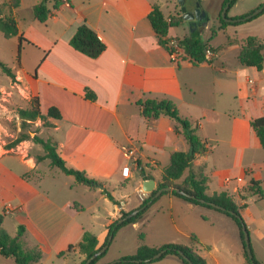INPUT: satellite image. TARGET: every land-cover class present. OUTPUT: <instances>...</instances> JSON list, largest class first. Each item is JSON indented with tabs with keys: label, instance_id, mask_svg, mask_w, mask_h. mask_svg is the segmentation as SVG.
<instances>
[{
	"label": "crops",
	"instance_id": "crops-1",
	"mask_svg": "<svg viewBox=\"0 0 264 264\" xmlns=\"http://www.w3.org/2000/svg\"><path fill=\"white\" fill-rule=\"evenodd\" d=\"M31 1L29 7L37 0ZM153 4L159 6L154 0H66L58 9H52L51 2L52 14L43 22L45 29L42 33L35 37L31 32L19 29L39 50L32 74L29 72L26 89L32 97H38L41 113L45 114L51 106L60 111V119L47 118L51 123L48 125L51 127V140L56 142L60 156L69 165L85 170L100 181L118 201L113 203V210H108L109 224L115 219L118 221L122 209L131 211L140 205L142 200L138 191L143 181L148 179L146 175L154 179L155 189L162 179L163 169L170 163L171 154L189 149L188 142L175 130L174 121L167 115L153 120L143 117L137 101L146 98L172 101L179 114L197 126V134L206 141L207 150L205 154L196 155L191 168L206 177L205 193H227L239 206V212L244 207L254 221L255 217L246 207L247 194L256 196L258 200L264 199L248 192L246 187L251 179H264V154L261 151L264 148L251 126L253 119L264 115V60L261 69L241 64L237 55L245 37L227 36L219 45L212 44L211 39L205 40L215 50L210 60L199 64H193L189 59L173 62L167 45L158 44L147 18ZM173 10L174 5L167 15ZM14 15H17L16 11ZM34 20L31 14L27 20L29 27ZM82 22L89 25L106 45L95 58L69 44V39ZM238 22H229L219 28L225 30L229 25L244 23ZM183 23L171 27L169 35L176 38L185 36ZM227 39L234 41L226 44ZM204 76L209 78L208 82H204ZM202 84H210L211 90L202 93ZM86 87L94 91L95 100L84 98ZM127 150L133 153L130 158L126 155ZM6 156L9 155H0V166L10 171V163L3 161ZM14 158L26 166L20 176L14 177L23 184V194L17 190L9 192L19 205L13 206L14 210L26 214L30 223L35 212L42 210L41 215L50 218L57 228L40 231L49 250L57 256L65 251L63 258L75 256L78 261L75 264H79L83 260L82 253L68 247L79 242L86 231L75 218L83 208L74 198L85 193L77 192L73 196L63 191L61 195L51 196L48 189L37 186L43 175L35 163L27 164ZM128 164L130 173L125 177L121 171ZM205 170H209L210 176ZM156 172L160 173L159 180L154 177ZM25 173L29 175L25 176ZM31 177L36 181L30 182ZM134 178V191L139 201L127 207L129 198L116 190ZM114 183L117 186L112 188ZM77 186L93 192L96 200L110 201L102 192L103 188L78 184L73 177L69 189L75 190ZM149 194L146 192L144 199ZM163 194L168 198L169 208L179 205L189 210L190 206H195L170 192L160 193L156 200ZM61 198L63 202L60 203ZM94 208L100 210L102 207L96 204ZM109 224L105 225L106 233L102 239L96 236L98 244L103 243ZM192 235L189 236L191 240ZM192 241L194 244L188 246L199 253L200 247L197 246H200V241L197 237ZM41 243L40 240L31 242L42 251ZM207 251L208 256L199 253L207 264H242L243 251L242 254L235 250L220 253L219 257Z\"/></svg>",
	"mask_w": 264,
	"mask_h": 264
},
{
	"label": "rangeland",
	"instance_id": "rangeland-1",
	"mask_svg": "<svg viewBox=\"0 0 264 264\" xmlns=\"http://www.w3.org/2000/svg\"><path fill=\"white\" fill-rule=\"evenodd\" d=\"M159 4L162 11L169 17L177 15L180 10V5L177 0H154ZM200 5L207 14V25L202 29L201 34L204 40L211 39L210 42L219 45L227 36L244 38L248 35L258 36L264 41V13L249 20H244V23L238 25H229L227 29H220L219 15L221 16L222 0H198ZM31 0L21 1L16 11L18 17V31L31 32L37 37L45 29L43 22L34 20V24L29 27L27 22L32 14ZM6 3V0H0V4ZM264 0H236V2L227 11V17H243L250 11L255 10ZM51 2H48V6ZM174 5V12L167 15ZM29 7V8H28ZM185 21V20H184ZM184 25V34H188L189 27L187 23ZM20 29V30H19ZM181 30V28H180ZM212 30L216 33L212 35ZM175 39V38H172ZM177 40V39H176ZM178 41V40H177ZM209 45V44H208ZM208 48H211L210 46ZM213 53L214 49L211 48ZM39 50L34 44L22 42L20 55L18 56V40L17 37H5L0 31V61H2L11 71L8 74L0 67V155H9L3 158L5 163L9 162L11 170H4L0 166V214H3V227L10 234L15 235L21 225L25 228L24 239L26 246H31V242L40 240L42 247V257L33 264H75L77 258L75 256H57L56 253L50 251L48 244L43 241V235L40 231H48L57 229L54 228L50 218L44 217L42 210L35 212L31 223L27 221L28 216L20 210H13L5 213L4 205L8 202L18 207L9 195L13 190L23 194L21 183L17 181L15 176H20L26 166L20 164L14 157L24 160V163H35L37 169L41 170L43 178L37 186L40 189H48L51 196H58L63 191L75 196L77 192L85 193L84 195H76V202L82 206V210L77 212L76 220L81 223L86 230L93 232L99 239H102L106 233L105 225L109 224L108 210H113V203L102 199L96 200L93 192H90L83 186H77L78 190H70L69 186L73 183V177L65 175L60 170L54 167L49 158H38L45 154L43 146L33 140L36 135L44 140H51L50 126L43 124L40 119L28 121L27 124H22L23 119L19 115V109H26L30 105L32 95L26 89L27 78L32 74L34 60H36ZM212 59V58H211ZM207 61V60H206ZM31 70V71H30ZM200 82V79L198 80ZM209 78L204 76V82H208ZM210 84H202L200 89L202 93L206 90H211ZM21 134H28V138L14 144L15 139ZM264 154V149H261ZM3 165V164H2ZM44 172V173H43ZM59 172V173H58ZM58 173V174H56ZM210 176L209 170H205ZM25 176L29 174L25 173ZM138 177V174L136 173ZM160 173H154V177L159 180ZM36 181L35 178H30V182ZM67 181V184L65 182ZM133 181L131 179L124 183V187L116 191H121L129 198V207L131 204H137L139 198L134 191ZM112 188L117 186V183L112 185ZM7 189V190H6ZM206 194L209 192L206 191ZM118 195L120 193L118 192ZM84 196V197H81ZM73 198V197H71ZM60 203L63 199H59ZM247 209L251 215L255 217L252 221L250 215L246 214L244 207L240 208V215L246 225L250 247L255 258L264 264V201L258 200L256 196L247 194ZM181 205H186L184 202H178ZM96 204L102 208L95 209ZM188 207V206H185ZM189 210L176 205L173 208L168 207V198L165 194L154 201L146 210L143 220L135 224H128L119 228L112 239L108 243L106 253L95 263L104 264L110 261L115 256L129 255L135 253L140 244L148 246H160L164 243H179L185 245L194 244L189 238L190 234L196 235L200 241L199 253L208 256L210 250L213 254L219 257L220 253L239 251L242 254L243 244L239 237V229L236 223L227 215L216 212L210 208L200 205L190 206ZM44 210V209H43ZM119 219V217L117 218ZM29 220V219H28ZM117 221L116 219L113 221ZM181 230V231H179ZM185 232V233H184ZM142 234V235H141ZM48 242V241H47ZM49 243V242H48ZM198 253V252H197ZM198 253V254H199ZM202 255V256H203ZM83 259L85 255L82 254ZM244 256L240 259L243 264ZM0 264H15L12 258L0 256ZM149 264H182L177 258L167 256L157 262Z\"/></svg>",
	"mask_w": 264,
	"mask_h": 264
},
{
	"label": "trees",
	"instance_id": "trees-1",
	"mask_svg": "<svg viewBox=\"0 0 264 264\" xmlns=\"http://www.w3.org/2000/svg\"><path fill=\"white\" fill-rule=\"evenodd\" d=\"M49 1L52 2V9H58V7L66 0H37L31 7L32 16L34 19L40 22H45L51 16L52 9L48 6ZM227 1L228 0H222L221 9ZM235 2L236 0H232L230 2L227 11ZM20 3L21 0H6V3L0 4V31L7 38L17 37L18 56L20 55V48L23 41L32 43L18 31V22L16 16L14 15V10L18 9ZM263 12L264 9L252 18L259 16ZM147 18L154 30L158 44L164 47H166V44L170 39L176 38L169 35L170 28L185 22L182 17V13L179 12L177 15H170L169 17H166L156 4L151 6L147 14ZM219 22L221 26L230 24L229 22H226L224 19H222L220 15ZM242 22L243 21H240L238 23ZM214 34L215 31L212 30V36ZM176 39L183 49L181 59H189L193 64H199L206 61L205 50L209 47V45L207 41L202 38V34L197 29H193L185 36ZM232 41L234 40L227 39L226 44H230ZM69 44L74 49L92 58L99 56L106 48L105 43L98 36V34L85 22H82L78 25L74 34L69 39ZM237 58L238 61L243 65L255 66L256 68L261 69L264 60V41H262L258 36L248 35L241 42ZM0 67L8 74H11L10 69L2 61H0ZM84 98L95 100L96 94L93 90L86 87L84 90ZM137 103L141 108V114L148 120L156 119L160 115H167L169 118H171L174 121L175 130L180 132L188 142L189 149L186 151H175L171 154L169 165L163 169L161 181L157 184V187L150 192L149 196L145 198L138 206H144V208L120 224L116 225V221L110 223L107 227V235L103 243L98 244V238L96 235L86 230L83 232L82 238L79 242H77L75 245H69V250L74 247L80 253L85 255V258L79 264H85L86 259L107 242V238L110 234L113 236L119 228L128 224H133L143 219L144 213L150 204L156 200V198H154L150 203H148L155 191L163 186L168 185L178 187L179 189L193 195L195 198L181 195L176 191H163V193L170 192L172 195L193 205H200L210 208L229 216L236 223L239 229V237L243 244V256L245 264H262L255 258L254 255L252 261L247 257L242 232V225H245V223L240 215L239 206L225 192L207 195L205 193L207 188L206 177L191 168L192 161L196 155L205 154L207 150L206 141L202 140L197 134V126L189 122L186 118L182 117L176 109L175 104L170 100L146 98L144 100L137 101ZM19 115L23 119L22 124H27L28 121L40 119L43 124L50 125L51 123L47 121V118H61L60 111L54 106L49 107L45 114L41 113L39 109L38 97L36 95L30 99V105L28 108L19 109ZM251 126L258 137L261 146L264 148V115L253 119L251 121ZM28 136V134L19 135L15 139L14 144L27 139ZM33 140L37 143H40L45 151V154L38 158H49L50 163L54 167L58 168L66 175H72L76 183L91 188L97 187L99 184H101L100 181L91 177L85 170H81L69 165L58 153L57 144L53 140H44L37 135L33 137ZM187 170L188 172L185 174V171ZM149 177V175H146V178ZM246 190L252 194H257L259 197L264 199V179H251L248 182ZM102 192L112 203H118V201H116L113 195L106 188H103ZM198 198L214 202L222 206L225 210L215 208L206 203H201L197 200ZM230 211L234 212L235 215L231 214ZM120 212L121 215L119 218L125 216L130 211H124L122 209ZM3 220V214H0V256L12 258L15 264H33L40 260L42 257L41 249L37 245L26 246V241L24 239V226L21 225L15 235H10L3 227ZM191 238L192 240L196 241V237L194 235H192ZM160 250H164L162 255L159 258L153 259L149 262L134 263L131 261L132 259L149 258ZM106 251L107 249L99 256L92 259L90 264H95L106 253ZM179 251L183 252L188 260L183 258ZM64 252L65 251H61L58 255H62ZM167 256H173L177 258L182 264H207L205 258L198 254L191 246L179 243H165L160 246H148L146 244H140L137 247L135 253L120 256V262L115 264H148L159 261Z\"/></svg>",
	"mask_w": 264,
	"mask_h": 264
},
{
	"label": "water",
	"instance_id": "water-1",
	"mask_svg": "<svg viewBox=\"0 0 264 264\" xmlns=\"http://www.w3.org/2000/svg\"><path fill=\"white\" fill-rule=\"evenodd\" d=\"M177 1H178L179 5H180V10H181L182 17H183L184 20L191 21V24H193V25H195L197 23H200V24H202L204 26L207 25V21H208L207 14H206L205 10L202 8V6L200 5L199 1L196 2V7H195L194 11L188 10V8L186 6V0H177ZM231 1L232 0H228L224 4L222 9H221V17H222V19H224L227 22L244 21V20L250 19L253 16L257 15L258 13H260L264 9V3H263V4L259 5L255 10L251 11L250 13L246 14L243 17L230 18V17L226 16V13H227V9H228ZM192 30L193 29H191V31ZM98 187L100 189H102L103 185L99 184ZM154 187H155V181H154L153 178L145 179L143 181V183H142V189L145 192L153 191ZM163 191H176V192H178L181 195H184V196H187V197H190V198H195L193 195L185 192L184 190L179 189L178 187H175L173 185H168V186H163V187L157 189L155 191L154 195L148 201V203H150L155 197L160 195V193H162ZM197 200L199 202H201V203H206V204H209V205H211V206H213L215 208H218V209H221V210H225L222 206H220V205H218V204H216L214 202L206 201L205 199H202V198H198ZM143 208H144V206H141V207H138V208L130 211L125 216L119 218L118 221H116L115 224L116 225L120 224L124 220H126V219L132 217L133 215H135L136 213H138ZM230 213L235 215V213L232 212V211H230ZM242 232H243V240H244V246H245V251H246L247 257L252 261L253 253H252V250H251V247H250L249 234H248L247 228H246V226L244 224L242 225ZM111 239H112V234H110L108 236L107 242L103 246H101L95 253H93L90 257H88L86 259L85 264H90L92 259H94L95 257L99 256L102 252H104L107 249L108 243H109V241ZM163 252H164V250H160V251H158L157 253H155L154 255H152L149 258H146V259H132L131 261L134 262V263L149 262V261H151L153 259L159 258L162 255ZM179 253H180V255L183 258L188 260V258L186 257V255L183 252L179 251ZM118 262H120L119 258L114 259V260L109 261V262H106L104 264H115V263H118Z\"/></svg>",
	"mask_w": 264,
	"mask_h": 264
},
{
	"label": "built area",
	"instance_id": "built-area-1",
	"mask_svg": "<svg viewBox=\"0 0 264 264\" xmlns=\"http://www.w3.org/2000/svg\"><path fill=\"white\" fill-rule=\"evenodd\" d=\"M167 48H168V52H169V55H170V59L173 61V62H178L180 59H181V55L183 54V49L182 47L180 46V44L178 43V41L176 39H170L168 42H167ZM214 55L213 51L211 50V48H207L205 50V57H206V60H210L212 58V56ZM248 82L249 83H253V80L252 79H248ZM126 155L130 158L131 155L133 154L131 150H127L126 151ZM133 162V161H132ZM131 163V162H129ZM122 175L125 176V177H128L129 176V173H130V167H129V164L128 165H125L122 167V171H121ZM146 194V192L141 188L139 189L138 191V195L140 197V199L143 201L144 200V195ZM4 210H5V213H8V212H11L14 210V207L10 204V203H7L4 205Z\"/></svg>",
	"mask_w": 264,
	"mask_h": 264
},
{
	"label": "flooded vegetation",
	"instance_id": "flooded-vegetation-1",
	"mask_svg": "<svg viewBox=\"0 0 264 264\" xmlns=\"http://www.w3.org/2000/svg\"><path fill=\"white\" fill-rule=\"evenodd\" d=\"M197 1L198 0H186V6H187L188 10L194 11ZM185 22L187 23L190 31H191V29H197L201 33L202 29H204V27H205L204 25H202L200 23L193 25V24H191V21L185 20Z\"/></svg>",
	"mask_w": 264,
	"mask_h": 264
}]
</instances>
